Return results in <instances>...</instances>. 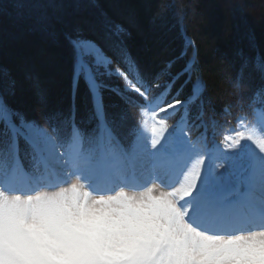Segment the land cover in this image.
I'll return each instance as SVG.
<instances>
[{"label":"trees","instance_id":"16d2710c","mask_svg":"<svg viewBox=\"0 0 264 264\" xmlns=\"http://www.w3.org/2000/svg\"><path fill=\"white\" fill-rule=\"evenodd\" d=\"M145 111L214 142L264 114V0H0V164L36 160L22 123L92 156L129 148Z\"/></svg>","mask_w":264,"mask_h":264},{"label":"rangeland","instance_id":"374dc122","mask_svg":"<svg viewBox=\"0 0 264 264\" xmlns=\"http://www.w3.org/2000/svg\"><path fill=\"white\" fill-rule=\"evenodd\" d=\"M80 46L106 62L91 43ZM143 115L128 157L108 142L71 163L45 130L22 123L39 152L30 169L17 158L0 164V264H264V230L226 239L184 221L210 231L232 227L239 212L225 213L214 197L227 199L244 183L246 207L264 211V115L219 142L168 139L163 127L153 134V113ZM59 180L55 189L41 186ZM123 180L143 187H123ZM28 187L37 191L20 194Z\"/></svg>","mask_w":264,"mask_h":264},{"label":"bare ground","instance_id":"6f19581e","mask_svg":"<svg viewBox=\"0 0 264 264\" xmlns=\"http://www.w3.org/2000/svg\"><path fill=\"white\" fill-rule=\"evenodd\" d=\"M60 183L61 182L56 181L54 183H51V182L50 183H47V185L55 186V185H58ZM133 187L134 188H138L136 186H133ZM248 187L249 186L244 183L243 184V188H241L240 190H237V191H239L237 194L232 195V196H230L227 199H224V198L222 199L220 196H215V199L217 200L218 203H220L221 206H224V207H230L231 205L234 206L236 203L241 202L242 199L246 196V194H247V188ZM8 190L9 191H14L12 189H8ZM32 190H33L32 188H27L24 191L29 192V191H32ZM196 226L199 227L202 230H206V228L203 227V226H199V225H196ZM238 229H242V228H238Z\"/></svg>","mask_w":264,"mask_h":264},{"label":"snow or ice","instance_id":"6c2138e0","mask_svg":"<svg viewBox=\"0 0 264 264\" xmlns=\"http://www.w3.org/2000/svg\"><path fill=\"white\" fill-rule=\"evenodd\" d=\"M72 43L74 44V45H76V47L78 48L79 47V45L77 44V42L76 41H72ZM85 57H84V54H78V56H77V59H78V61H83V59H84ZM78 68H77V75H78Z\"/></svg>","mask_w":264,"mask_h":264}]
</instances>
